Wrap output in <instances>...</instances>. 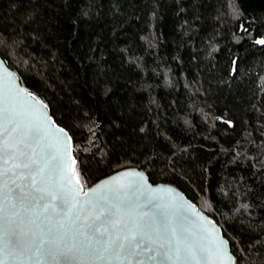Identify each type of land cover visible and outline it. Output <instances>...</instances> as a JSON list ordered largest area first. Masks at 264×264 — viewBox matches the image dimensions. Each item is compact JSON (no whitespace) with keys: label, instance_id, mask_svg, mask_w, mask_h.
<instances>
[{"label":"trees","instance_id":"obj_1","mask_svg":"<svg viewBox=\"0 0 264 264\" xmlns=\"http://www.w3.org/2000/svg\"><path fill=\"white\" fill-rule=\"evenodd\" d=\"M258 40L264 0H0V54L69 132L83 187L132 168L175 185L235 264H264Z\"/></svg>","mask_w":264,"mask_h":264},{"label":"snow or ice","instance_id":"obj_2","mask_svg":"<svg viewBox=\"0 0 264 264\" xmlns=\"http://www.w3.org/2000/svg\"><path fill=\"white\" fill-rule=\"evenodd\" d=\"M45 109L0 64V264H235L194 205L142 173L84 193Z\"/></svg>","mask_w":264,"mask_h":264},{"label":"water","instance_id":"obj_3","mask_svg":"<svg viewBox=\"0 0 264 264\" xmlns=\"http://www.w3.org/2000/svg\"><path fill=\"white\" fill-rule=\"evenodd\" d=\"M0 64H3V66L5 68H7V70L12 73L15 77H16V83L19 87L23 88V86L20 84V81H19V78L17 76V74L13 71V69L9 66L8 62L3 58V56L0 54ZM235 71V66H234V69H233V72ZM25 89V88H23ZM26 90V89H25ZM28 91V90H27ZM29 92V91H28ZM32 94V93H31ZM32 96H34L35 98H37L34 94H32ZM38 99V98H37ZM39 100V99H38ZM40 101V100H39ZM44 105H46L45 103H43ZM46 113H47V116L50 118V120L53 122V127L54 128H61L64 130V132L67 133L68 136H70L69 132L61 127L60 125H58L55 120L53 119V117L51 116V113L49 111V108L47 107L46 105V109H45ZM71 137V136H70ZM71 147H72V152H71V155L72 157H74V154H73V142H72V138H71ZM75 158V157H74ZM76 161V160H75ZM125 172H139V173H142L145 180H146V183L148 186H150L153 190H157V189H170L172 190V193H175L177 194L179 197H182L183 198V202L187 203V204H191V205H194L196 210L201 213L205 218H206V221H208L210 223L211 226H214L218 235L225 241H227V248H228V251L229 253L231 254V256L234 258V261H235V257L231 251V248H230V244H229V241L224 237L223 233H222V230L221 228L211 219L208 217V215L206 213H204L203 211H201L195 204H193L186 196L185 194L178 188L176 187L175 185H172V184H169V183H158V184H153L149 177L140 169H135V168H132V169H125V170H122V171H119L109 177H106V178H103L101 179L100 181H98L97 183H95L94 185H92L90 188H84L82 189V191L84 193H88L90 190L96 188L98 185H101L103 184L105 181H111L114 177H122V174L125 173ZM122 179H129V178H122ZM169 211H175V209H169ZM147 264H151V262H147Z\"/></svg>","mask_w":264,"mask_h":264}]
</instances>
